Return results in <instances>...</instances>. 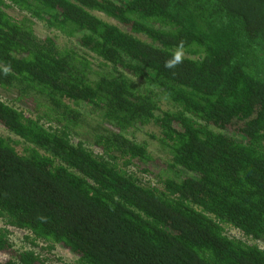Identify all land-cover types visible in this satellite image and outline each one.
I'll return each instance as SVG.
<instances>
[{
	"label": "trees",
	"instance_id": "obj_1",
	"mask_svg": "<svg viewBox=\"0 0 264 264\" xmlns=\"http://www.w3.org/2000/svg\"><path fill=\"white\" fill-rule=\"evenodd\" d=\"M0 128V264H264V0H0Z\"/></svg>",
	"mask_w": 264,
	"mask_h": 264
},
{
	"label": "rangeland",
	"instance_id": "obj_2",
	"mask_svg": "<svg viewBox=\"0 0 264 264\" xmlns=\"http://www.w3.org/2000/svg\"><path fill=\"white\" fill-rule=\"evenodd\" d=\"M10 14L14 15V17H17L19 19V17H21L23 15V13L18 12L17 10L13 9V10H9L8 11ZM102 18V17H101ZM35 33L43 38L45 36L48 35H52L53 33L48 30L44 25H42L41 23L37 24L35 27ZM58 43L63 45L68 44L67 47L70 46H75L74 45V41H69V43H67L64 39H58ZM151 131H154V129H152ZM0 134H5L4 131L0 128ZM237 233L235 232H230L229 236L233 237V235H236ZM237 236V235H236ZM23 235L20 232H16L15 235L11 238L12 242L15 243L16 246H19V241L22 240ZM19 239V241L17 240ZM29 245V244H28ZM260 246H262L261 244H259ZM37 250V249H36ZM62 250V249H61ZM58 247L57 249L53 250V254L55 256V258H53L51 256V258L53 259V261H56V258L60 259V263L59 264H73L74 260L72 259V256H69L65 251H61Z\"/></svg>",
	"mask_w": 264,
	"mask_h": 264
}]
</instances>
